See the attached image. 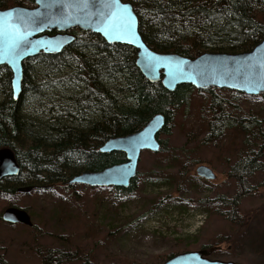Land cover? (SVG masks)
Listing matches in <instances>:
<instances>
[{"label":"trees","instance_id":"1","mask_svg":"<svg viewBox=\"0 0 264 264\" xmlns=\"http://www.w3.org/2000/svg\"><path fill=\"white\" fill-rule=\"evenodd\" d=\"M121 1L131 3L143 41L156 53L192 59L203 52H246L264 36V0ZM15 6L33 8L35 0H0V10ZM69 33L75 39L59 54L40 53L23 62L17 100L11 94V71L0 66V149H10L19 167L17 176L0 182V194L11 197L30 189L40 194L63 191L68 196L66 191L78 185L63 183L74 175L125 161L122 152H99L107 139L137 132L158 113L164 115L165 125L157 136L160 149L151 153L165 156L162 158L166 164L169 158L180 159L182 154L172 155L176 149L167 147L160 136H168L176 114L189 113L199 97L205 100L197 109L205 131L204 142H217L228 131L237 130L242 135L241 151L228 170V177L235 182L233 195L215 194L189 199L187 203L210 214H220L241 231L247 227L240 205L244 198L264 189V181L251 184L257 173L264 172V128L258 116L238 117L236 98L243 95L225 89L198 90L185 84L169 92L160 82L150 83L140 74L134 64L136 51L131 46L108 44L88 31L73 29ZM222 93L233 98H222ZM257 97L264 99V94ZM194 177L205 185V181ZM148 178L163 183L168 174L160 170L151 172ZM139 180L137 173L126 189H97L112 192L122 202L135 195ZM181 180L179 185L190 177ZM175 200L169 195L158 197L151 210ZM218 239L215 246H201L207 258L216 254L217 246H234V236L225 234ZM175 254H167L161 261ZM42 258L40 264H62L73 260L75 253L46 250ZM0 262L5 264L1 259ZM234 262L241 264L237 259ZM80 264L93 263L85 258Z\"/></svg>","mask_w":264,"mask_h":264},{"label":"rangeland","instance_id":"2","mask_svg":"<svg viewBox=\"0 0 264 264\" xmlns=\"http://www.w3.org/2000/svg\"><path fill=\"white\" fill-rule=\"evenodd\" d=\"M221 97L232 96L222 93ZM193 103L189 113L176 114L169 135L160 136L167 147L176 149L172 155L182 154L181 158H169L166 164L162 158L165 156L142 152L137 166L138 190L125 201H117L108 190L81 185L66 191L68 196L63 191L40 194L30 189L11 197L0 194V259L5 264H40L42 253L57 249L75 253L73 260L62 264H80L85 258L93 264H157L167 254L214 245L218 237L226 234L234 236V246H217L211 260L264 264V189L242 200L240 210L249 223L242 231L220 214H210L187 203L189 199L235 193V182L228 177V170L241 151L242 137L239 131L231 130L223 139L205 143L197 110L205 100L197 97ZM236 105L238 117L258 116L264 128V99L238 96ZM199 165L210 168L215 180L205 181V185L196 182L195 169ZM160 170L168 174L167 182L148 178L151 172ZM183 177L190 180L179 185ZM263 181L264 172H259L251 184ZM163 195L176 200L152 211ZM8 207L25 208L32 226L4 222L1 215Z\"/></svg>","mask_w":264,"mask_h":264},{"label":"water","instance_id":"3","mask_svg":"<svg viewBox=\"0 0 264 264\" xmlns=\"http://www.w3.org/2000/svg\"><path fill=\"white\" fill-rule=\"evenodd\" d=\"M73 29L99 35L108 44L131 46L136 51L134 64L140 74L150 83L160 82L169 92L185 84L198 90H230L247 97L264 94V36L250 51L203 52L190 59L152 51L138 31V18L129 2L35 0L33 8L15 6L0 10V66H7L11 71L13 100L21 93L23 62L40 53L59 54L74 41V35L69 33ZM164 125L165 117L158 113L137 132L107 139L99 152H122L125 161L100 171L81 172L63 185L128 188L136 176L141 153L159 151L157 136ZM195 173L206 181L216 178L204 165L197 166ZM18 174L12 151L0 149V182ZM1 219L9 224L32 226L30 215L21 208H6ZM206 255V250L189 251L157 264H236L211 260Z\"/></svg>","mask_w":264,"mask_h":264}]
</instances>
